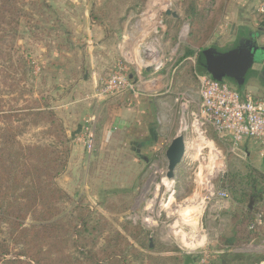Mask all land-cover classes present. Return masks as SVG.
I'll return each mask as SVG.
<instances>
[{"label":"rangeland","instance_id":"obj_1","mask_svg":"<svg viewBox=\"0 0 264 264\" xmlns=\"http://www.w3.org/2000/svg\"><path fill=\"white\" fill-rule=\"evenodd\" d=\"M78 1H22L30 16L22 20L18 45L33 66L36 94L42 91L48 97L69 137L77 133L70 139L71 150L76 143L82 148L81 153L75 151L72 161L71 152L67 169L57 180L69 196L60 205L67 233L61 243L45 240V250L52 245L55 254L67 256L64 264H114L108 259L112 250L122 257H117L118 261L126 258V264H251L259 258L263 260L258 264H264V221L249 237L248 223L241 222L236 209L238 204L242 209L248 208L252 179L259 187L264 185V162L253 150L243 158L228 154L227 146L218 142L212 132L209 138L214 144L210 148L192 151L189 147L197 136L188 116L191 107L185 105V96L181 95H186L187 85L196 86L193 80L190 82L191 77L181 73L187 49L197 56L209 47L230 50L240 29L258 32L256 39L264 45V14L258 11L264 0H90V19L102 26L101 37L93 35L91 39L97 41L90 46L86 41L90 35L79 37L80 33L71 29L69 18L74 19L72 6ZM167 10H173L179 18L166 16ZM228 17L232 20L228 21ZM195 27L203 32L198 38L191 37ZM206 32L211 34L207 37ZM224 36L230 38L222 42ZM102 56L106 63L97 87L91 78L78 84L82 75L94 73ZM169 58L172 61H167ZM119 62L134 79L138 73L144 76V65L157 62L162 65L164 81L173 84L177 91L182 90L178 97L171 92L159 96L155 111L164 143L169 144L182 128L185 130L188 155L174 180L169 181L166 173H156L157 160V168L167 171L164 153L159 158L151 155L146 166L136 159L139 144L130 145L126 141L128 135L122 136L126 132L120 133L122 138L113 139L115 130L102 127L110 118L112 107L124 103L120 101L124 97L97 96L102 82ZM193 62L196 65V59ZM253 69L257 74L262 66L257 64ZM252 76L254 73H249L247 78ZM249 85L257 88L252 94H264L259 80ZM246 93L250 91L246 89ZM94 116L97 136L95 150L89 155L83 130ZM45 127L43 124L31 128L21 141L53 140L43 134ZM219 189H226L229 198L221 199L217 195ZM258 208L264 213V202ZM88 213L91 231L86 234V250L96 255L95 263L74 247L70 231L79 216ZM233 228L240 237L236 244L228 246ZM185 256H191L193 262L187 263ZM19 258L22 263L17 264L31 263L23 255ZM10 259L12 255L0 256V264H16Z\"/></svg>","mask_w":264,"mask_h":264},{"label":"trees","instance_id":"obj_2","mask_svg":"<svg viewBox=\"0 0 264 264\" xmlns=\"http://www.w3.org/2000/svg\"><path fill=\"white\" fill-rule=\"evenodd\" d=\"M22 1L0 0V256L12 255L9 262L16 264L22 263L19 258L22 255L30 260L29 264H64L67 256L60 252L55 254L52 245L45 250L43 243L47 239L61 243L63 234L67 233L60 205L69 196L57 180L68 167L71 140L48 97L42 91L36 94L33 66L18 45L22 37V20L30 16ZM211 32L205 35L208 37ZM197 35L201 36L203 32L195 27L191 37L198 38ZM194 54L193 50L187 49L185 57ZM183 66L186 70L183 75L196 81L191 63L184 62ZM195 69L199 74L208 75L197 61ZM252 73L255 72L252 70ZM247 82L248 78L245 86L238 88L236 83L225 81L239 90L242 96L246 94ZM43 124L46 125L43 134L53 140L38 143L21 141L20 138L28 130ZM213 135L221 142L215 133ZM227 153L233 155L228 148ZM246 155L249 156L250 152ZM141 160L146 166L150 163L149 159L142 157ZM248 191V208L242 209L238 204L236 209L240 211L241 222L248 223V235L251 237L260 228H251L257 214H261L264 221V213L258 208L264 202V185L259 187L257 181L252 179ZM261 199L262 202H258ZM87 215L81 214L70 231L75 240L74 247L79 249L78 252L82 251L88 261L95 263L93 260L96 255L86 250L89 244L86 234L91 231V219L89 213ZM231 231L228 246L236 244L240 237L234 228ZM15 250L17 252L13 254ZM51 254H54L55 259ZM117 257L122 259L113 250L108 255L109 261H114V264H126V258L118 261ZM185 259L187 263L193 262L191 256H185ZM259 259L251 264L263 260Z\"/></svg>","mask_w":264,"mask_h":264},{"label":"built area","instance_id":"obj_3","mask_svg":"<svg viewBox=\"0 0 264 264\" xmlns=\"http://www.w3.org/2000/svg\"><path fill=\"white\" fill-rule=\"evenodd\" d=\"M258 11L264 14V2ZM195 59L197 61V58ZM167 61H172V59L169 58ZM157 62L148 63L143 67L145 70L150 68L154 74H158L162 65H158ZM196 78L199 82L198 101L188 92H185L186 95L181 94L185 96V105L193 107L189 109L188 116L191 119V130L197 137H194L189 148L195 152L199 149L210 148V144H214L209 138L212 132L227 146L230 153L243 158L248 152L243 150L246 148L249 152L253 150L264 162V95L256 96L246 93L242 96L228 83L219 82L207 74L197 73ZM136 80L133 81L127 67L119 62L116 64L115 71L102 82L97 96L103 99L121 98L127 95L142 96L146 93L144 88L146 80L139 73ZM96 119L95 116L90 118L83 130L89 155L95 150ZM219 158L222 159V156ZM156 162L159 160L154 163L156 173L167 175L166 168H157ZM217 195L223 200L229 198L226 189H219ZM262 224V215L258 214L251 228Z\"/></svg>","mask_w":264,"mask_h":264},{"label":"crops","instance_id":"obj_4","mask_svg":"<svg viewBox=\"0 0 264 264\" xmlns=\"http://www.w3.org/2000/svg\"><path fill=\"white\" fill-rule=\"evenodd\" d=\"M72 8H74L75 14L71 17H74V19L69 18L71 21L72 27L74 31H78L80 33L79 37H84L90 35V40L87 41V45L90 46L92 43L94 44L97 40L91 39L92 36H100L101 37V31L102 26L100 24H95L91 21L90 15H91V2L90 0H79L77 4H73ZM179 15V14H178ZM176 19V18H174ZM232 20L231 17H228V21ZM232 25L229 26V30H231ZM242 30V29H240ZM239 30V31H240ZM238 31V32H239ZM229 39L230 37L224 36L221 37L222 42L226 39ZM99 41L98 43H100ZM261 45V44H260ZM264 47V45H261ZM234 48V47H233ZM232 48V49H233ZM231 50V49H230ZM184 62H190L192 65L194 64L195 58H197V54L195 53L193 56L189 57H183ZM106 57L102 56L99 58V62L96 63L94 73L91 71L89 73H86L85 75H82L79 78V83H85L88 80H92V83L97 87V82L102 79L100 78V73L103 71L104 63H106ZM194 75L196 78V65L194 64ZM182 69V68H181ZM255 69H253L254 71ZM186 70H182V74H185ZM163 72L154 74L152 69L148 68L144 70L143 77L146 80L144 83V88L146 93L142 96H132L127 95L124 98H121V102L124 101L126 103L125 105H120L121 103L116 104L113 106L112 113L110 114V118L108 121L102 126L104 130L106 129H113L115 130V134L113 136V139L116 138H122L120 133L126 132L123 135H128L126 137V141L130 143V145L139 144V150L137 151L136 159L139 160V162H143L141 158L149 159V161L152 159L151 155L154 154L155 157H160L162 153L166 155V151L170 145L168 143H164L160 137L159 133V127L157 125V122L155 121V111L156 108L159 106L157 102V98L162 95H167L170 92L174 93L175 97L178 96L182 90L177 91L176 88H174L173 84L169 85L164 81V76H162ZM96 75V77H95ZM187 76V75H186ZM132 79L134 81H137L135 76H132ZM189 78V76H188ZM98 79V81H97ZM192 79L190 78V82ZM194 81V80H193ZM250 81V82H249ZM255 81V78H250L247 82L246 89L250 91V94L253 93L254 90H257L254 86H250L249 84L251 82ZM196 86L194 83H192L190 86H186L188 90L185 92H188L191 94L195 100L198 101V88H199V82L196 78ZM253 84V83H252ZM168 85V86H167ZM161 91V92H160ZM259 91V90H258ZM252 95H259V94H252ZM264 95V94H263ZM147 98H150L147 100ZM99 117V116H98ZM75 132V131H74ZM80 132V130H79ZM76 133V132H75ZM73 135H70V139H73L75 137ZM81 133V132H80ZM77 134V133H76ZM78 141H81V137H77ZM73 151L71 155V161L74 157L75 151L78 153H81V144L76 143V145H73ZM149 155V156H148ZM188 155V150L186 152L185 157ZM184 157V158H185Z\"/></svg>","mask_w":264,"mask_h":264},{"label":"water","instance_id":"obj_5","mask_svg":"<svg viewBox=\"0 0 264 264\" xmlns=\"http://www.w3.org/2000/svg\"><path fill=\"white\" fill-rule=\"evenodd\" d=\"M166 16L178 19L179 15L173 10H167ZM220 51L217 47H209L198 54L197 62L208 75L219 82L232 81L238 88L246 84L248 74L257 64L264 65V47L258 41H248V44L241 43L238 47ZM264 76V70L261 72ZM239 93H241L238 90ZM182 130L172 140L167 151L168 161L167 179L174 180L178 167L184 160L187 152V141Z\"/></svg>","mask_w":264,"mask_h":264},{"label":"flooded vegetation","instance_id":"obj_6","mask_svg":"<svg viewBox=\"0 0 264 264\" xmlns=\"http://www.w3.org/2000/svg\"><path fill=\"white\" fill-rule=\"evenodd\" d=\"M257 36H258V32H250L249 30H245V29L240 30L237 33V39H236L234 48L238 47L241 43H243V44L247 43L248 44V41L257 42V39H256ZM259 65L262 66V70L260 72H258L257 74L254 73V76H252V77L255 78V80H259V82L261 84H263L262 86H264V76H261V72L264 70V65L263 64H259ZM250 76H251V74H250ZM249 78H248V80H249Z\"/></svg>","mask_w":264,"mask_h":264}]
</instances>
